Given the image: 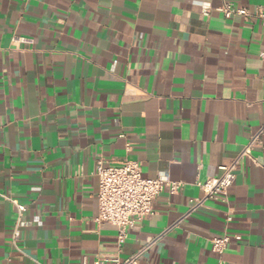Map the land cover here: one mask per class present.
Wrapping results in <instances>:
<instances>
[{"label":"crops","instance_id":"obj_1","mask_svg":"<svg viewBox=\"0 0 264 264\" xmlns=\"http://www.w3.org/2000/svg\"><path fill=\"white\" fill-rule=\"evenodd\" d=\"M262 0H0V264H264V136L226 199L221 174L264 123ZM207 11V13H205ZM23 39L24 41H17ZM181 182L128 228L98 224L96 165ZM230 216V222L226 217ZM240 235L223 256L211 239Z\"/></svg>","mask_w":264,"mask_h":264},{"label":"built area","instance_id":"obj_2","mask_svg":"<svg viewBox=\"0 0 264 264\" xmlns=\"http://www.w3.org/2000/svg\"><path fill=\"white\" fill-rule=\"evenodd\" d=\"M262 2V5L257 8L253 15L245 8L235 7L228 2H224L219 10L227 19L235 16L245 19L253 17L264 26V0ZM16 40L24 41L23 39ZM260 57L264 59V50L260 53ZM263 136L264 123L251 135L248 143L237 154L233 162L228 166L219 168L221 174L218 177L209 178L204 182H197L196 185L202 190L204 197L194 200L195 207L201 206L209 199H226L228 190L235 181L237 166L242 160H254L252 151L260 144ZM95 174L98 179L96 194L98 215L95 222L108 224L116 228L118 246L125 242L128 228L133 226L135 222L142 221L153 214V204L161 192L167 190L170 195H174L180 191L183 185L181 182L163 178L150 179L143 177L141 164L137 161L124 160L116 166L105 165L102 161H99L96 165ZM0 196L13 204L17 210V219L10 233V242L16 251L22 253L18 246L20 240L19 226L25 208L9 196ZM230 220L231 217L227 216L226 222H230ZM241 240L240 235L224 234L220 237H214L211 239V250L222 257L229 244ZM155 242L143 246L129 257L98 259L93 264H139ZM219 264H224V262L221 260Z\"/></svg>","mask_w":264,"mask_h":264}]
</instances>
